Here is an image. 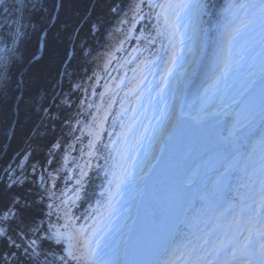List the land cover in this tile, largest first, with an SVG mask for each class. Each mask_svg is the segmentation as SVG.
I'll return each mask as SVG.
<instances>
[{
	"label": "snow or ice",
	"instance_id": "6c2138e0",
	"mask_svg": "<svg viewBox=\"0 0 264 264\" xmlns=\"http://www.w3.org/2000/svg\"><path fill=\"white\" fill-rule=\"evenodd\" d=\"M17 4L18 18L16 26L9 29L11 35L5 31L7 26L0 25V39L12 45L8 51L0 50V100L12 94L23 101L28 85L17 53L30 32L36 31L37 17L45 11V0H17ZM149 7L156 5L150 3ZM159 7L187 9L196 15L211 10L209 3L200 0ZM224 11L229 16L218 29L223 58L209 68L197 93L199 105L182 116V103L177 99L171 115L165 117L167 124L161 122L157 140L150 145L151 159L143 168L150 215L146 218L137 207L139 227L135 231L127 224L107 231L90 225L77 240L67 225H60L59 219L53 222L50 213L30 215L47 188L36 192L43 178L36 175L34 166L29 172L23 163L17 164L0 172V264H264V0H230ZM54 19L51 17L49 23ZM41 32L46 35L45 29ZM176 62L173 51L163 61L159 82L149 90L161 100L167 90L175 91L172 66ZM153 66L155 61L144 64V68ZM132 71L142 73L143 69L137 65ZM142 83H148L146 77L125 93L126 98L140 100ZM122 85L124 80L116 87ZM57 99L63 101L64 97L54 96L53 105ZM67 99L71 107V89ZM41 110L51 118L50 108ZM136 111L132 103L123 109L121 116L133 113L132 122L113 143H119L120 137L127 141L129 135L135 144L146 138L151 121L145 124ZM137 128L143 131L137 132ZM190 142L200 168L194 177L191 173L196 165L182 156ZM240 171L249 185L258 178L260 190L249 206L244 230L237 233L230 232L231 225L222 220L231 214L230 205L225 207V196ZM116 188L120 189L121 183ZM112 214L109 211L108 215ZM233 223L239 224V220L233 217ZM182 227L187 231L180 232ZM173 229L184 238L179 248L170 243ZM160 253L169 259H148Z\"/></svg>",
	"mask_w": 264,
	"mask_h": 264
},
{
	"label": "trees",
	"instance_id": "16d2710c",
	"mask_svg": "<svg viewBox=\"0 0 264 264\" xmlns=\"http://www.w3.org/2000/svg\"><path fill=\"white\" fill-rule=\"evenodd\" d=\"M127 2L45 0V11L37 17L38 23L34 26L36 31L30 32L17 53V59L22 61L21 75L28 87L24 90L23 101L12 94H6L0 100V172L8 163L16 166L25 156L23 164L28 171L31 172L34 166L36 175L45 179L47 192L43 193L44 199L30 210V215L53 212V207L49 209L48 205L53 206L52 195L60 187L61 157L74 132L81 98V92H76L74 85L84 77L85 72L82 73L81 69H87V61L97 55L110 25ZM17 7V0H0V23L6 21L0 25L7 26L5 31L16 26ZM53 16L54 21L49 23ZM41 29L46 30V35ZM1 41L5 47L9 46ZM38 41L42 42L40 51ZM33 56L36 59L33 60ZM69 89L71 107H68L67 99ZM54 96L64 99H57L53 105ZM42 107L50 108L51 118L47 111L41 110ZM46 171L51 174L46 176ZM98 179L95 174L93 183H98ZM49 183L53 190L48 189ZM43 189H36V192Z\"/></svg>",
	"mask_w": 264,
	"mask_h": 264
},
{
	"label": "rangeland",
	"instance_id": "374dc122",
	"mask_svg": "<svg viewBox=\"0 0 264 264\" xmlns=\"http://www.w3.org/2000/svg\"><path fill=\"white\" fill-rule=\"evenodd\" d=\"M6 22V21H5ZM3 20H1V23L2 24H4L5 23ZM0 23V24H1ZM103 43H104V39H103V41H102ZM111 42H112V40H111ZM101 46V45H100ZM12 47V45L11 44H9V46H7V47H5V45L3 44V42L1 41V39H0V50H2V51H8L10 48ZM96 65H97V63L95 62V60L94 59H89L88 61H87V64H85V66H86V68L87 69H81V72L83 73V72H85L83 75H84V77H82V78H80L78 81H77V83L74 85V87H75V89H76V92H81V93H83L84 91L82 90V89H84L89 83H91V80H92V78H96V76H97V80L98 79H100V75H102V72L101 71H103L105 68H106V66L107 65H105L103 62H102V64H101V66L100 67H102L101 69H100V73L99 74H94V75H92V73L94 72V70H98V69H95L96 68ZM82 83V84H81ZM82 85L81 87H79V85ZM110 89V88H109ZM111 91V90H110ZM85 98H86V101L87 102H89L90 101V99H91V96H90V99L87 97V93H86V95H85ZM83 103V102H82ZM92 117H93V114H91V119H92ZM93 131H95L96 133H97V130L96 129H92V132ZM91 132V133H92ZM91 138H93V136H91ZM77 143H79V141L78 140H75ZM95 141V140H94ZM84 143L88 146V147H91L92 145H93V143H91V142H88L87 143V139H85L84 140ZM83 146V145H82ZM68 147V144L66 145V148ZM80 191H81V189H79V193H80ZM78 193V194H79ZM78 194H76V196H75V198H77L78 197ZM74 198V199H75ZM73 199V200H74ZM66 201L63 199V201H62V203H61V207L64 209V210H69V206H67L66 204ZM51 218H52V220H53V222H55L54 221V219L56 220V215H54L53 214V216H51ZM72 226L71 227H69V229H68V231L70 232V233H72Z\"/></svg>",
	"mask_w": 264,
	"mask_h": 264
},
{
	"label": "bare ground",
	"instance_id": "6f19581e",
	"mask_svg": "<svg viewBox=\"0 0 264 264\" xmlns=\"http://www.w3.org/2000/svg\"><path fill=\"white\" fill-rule=\"evenodd\" d=\"M123 14H122V12H118V14H117V21L118 22H120V21H123ZM193 55H194V52H193ZM189 60H190V56H188V62H189ZM149 143V146L151 145V142L149 141L148 142ZM187 148V146L185 147V149ZM184 149V150H185ZM183 150V151H184ZM188 150V148L185 150V152ZM150 152H151V148L149 147V150H148V153H149V156H150ZM184 152V153H185ZM189 154V153H188ZM196 157V155L194 154V152H193V154L190 156V157H188L186 160H191V159H193V158H195ZM151 211H152V209H151V206H149V208H148V210L147 211H145V215H146V217L147 216H149L150 215V213H151ZM176 214L177 215H179L180 214V210L179 209H177V211H176ZM136 227H138V226H135L134 228H136ZM134 228H133V230H134ZM173 232H174V229H173ZM156 256V255H155ZM155 256H152V258L150 259V260H153V258L155 257ZM164 256V255H163Z\"/></svg>",
	"mask_w": 264,
	"mask_h": 264
},
{
	"label": "water",
	"instance_id": "95a60500",
	"mask_svg": "<svg viewBox=\"0 0 264 264\" xmlns=\"http://www.w3.org/2000/svg\"><path fill=\"white\" fill-rule=\"evenodd\" d=\"M39 46H41V44L39 43ZM144 200V199H143ZM144 202H145V204L148 202V199H147V197H146V199L144 200ZM145 207V206H144ZM143 207V208H144ZM148 209H146V210H144L143 212L145 213V211H147ZM145 217H146V215H145ZM147 218V217H146ZM135 226H138L139 227V220H138V218H135V221H134V223H133V225H132V230H133V228L135 227ZM138 227H136V228H134V230L133 231H135ZM152 258V256L151 257H149V260Z\"/></svg>",
	"mask_w": 264,
	"mask_h": 264
}]
</instances>
